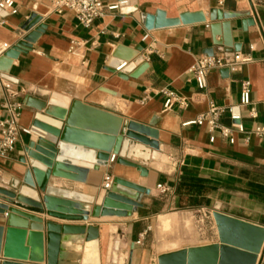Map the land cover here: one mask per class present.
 <instances>
[{
    "label": "crops",
    "instance_id": "0c3cea01",
    "mask_svg": "<svg viewBox=\"0 0 264 264\" xmlns=\"http://www.w3.org/2000/svg\"><path fill=\"white\" fill-rule=\"evenodd\" d=\"M103 1L109 4L118 0ZM135 3L137 8L131 12L122 11L129 0L117 9H106L89 27L80 25L70 11L56 13L52 0H13L12 7L3 10L7 14L0 15V49L4 45L9 49L26 36L31 42L26 53L12 60L7 75L14 82L0 77V121L9 116L8 104L19 103L18 124L29 130L35 109L24 104L26 97L48 99L58 93L109 111L122 121L134 120L158 131L161 154L168 160L164 172L147 165L143 176L133 167L116 163L115 157L96 168L64 158L87 168L85 181L52 175L48 179L49 186L92 198V203H84L88 211L106 194V177L111 183L120 177L149 188L142 206L131 215L89 214L87 219L66 220L21 204L11 205L38 217L43 225L49 221L97 226L100 264H128L129 260L130 264H157L158 255L164 252L216 243L214 211L264 227V140L250 132L254 125H264V0ZM214 9L248 12L253 19L250 23L241 16L227 19L232 42L238 43V51L250 60L227 74L222 69L211 70L206 85L199 88L189 71L195 59L207 55L208 49H213V54L224 50L212 42L209 16ZM157 10L164 11L166 18L198 12L204 20L145 28L144 15ZM216 22L219 25L221 20ZM218 33L216 40L222 37L220 26ZM71 40L77 42L72 52ZM118 47L134 53L133 59L142 58L138 65L145 67L135 76H120L127 62L114 56ZM242 81L250 85L247 105L240 104ZM168 90L182 98L183 104L175 102L164 110ZM144 97L147 99L141 103ZM209 101L224 109L219 122L232 127L233 142L218 131L213 132L211 141L205 126L184 124L205 112ZM232 114L239 115L240 120H232ZM239 122L242 131L233 127ZM30 137V132L21 131L10 151L0 158V187L11 189L12 183L21 182L27 167L23 147ZM6 216L0 214L1 225L9 224Z\"/></svg>",
    "mask_w": 264,
    "mask_h": 264
},
{
    "label": "water",
    "instance_id": "95a60500",
    "mask_svg": "<svg viewBox=\"0 0 264 264\" xmlns=\"http://www.w3.org/2000/svg\"><path fill=\"white\" fill-rule=\"evenodd\" d=\"M136 8L135 0H129V6L123 7L122 11L131 12ZM195 13L185 12L179 18H166L164 11L157 10L154 14H145L143 23L145 28L151 29L204 20ZM6 14L0 9L1 16ZM235 16L245 17L247 23L254 22L248 12L214 9L209 16L212 42L223 46L228 55L232 50L240 49L238 43L232 42L227 21ZM216 19L221 20L219 25ZM219 26L222 37L216 40ZM30 47V37L26 36L0 55L1 78L14 82L7 75L12 60ZM136 50L140 51L141 47ZM206 53L212 55L213 49ZM114 56L127 62L120 69L123 78L135 76L145 67L138 65L142 62L141 57L133 59L134 53L123 47H118ZM222 72L227 74L228 69L224 68ZM24 104L35 109L29 128L31 137L23 147L27 167L20 183H12L11 189L0 187L2 215L8 214L11 205L21 204L66 220L87 219L89 214L127 216L141 207L143 195L150 193L149 188L114 177L101 203L88 211L84 203H92V198L48 185L50 175L85 181L87 168L64 158L81 160L96 168L107 165L108 159L115 157L116 163L133 167L143 176L147 174V165L163 172L168 168V160L161 154V145L157 141L158 131L152 126L134 120L122 121L109 111L58 93H52L48 99L27 96ZM98 151L101 152L99 155ZM114 184L133 190L137 195L116 190ZM212 216L218 242L164 252L158 255L157 264H256L257 258L258 264L264 263V227L218 211L212 212ZM34 230L40 238L38 257L31 249L30 235ZM97 238L98 227L92 225H56L46 221L44 225L41 222L38 229L31 226L28 229L0 224V264H100Z\"/></svg>",
    "mask_w": 264,
    "mask_h": 264
},
{
    "label": "built area",
    "instance_id": "2783aa9c",
    "mask_svg": "<svg viewBox=\"0 0 264 264\" xmlns=\"http://www.w3.org/2000/svg\"><path fill=\"white\" fill-rule=\"evenodd\" d=\"M124 0H118L106 4L103 0H52V7L56 13H62L64 11H70L74 14L77 21L83 27H89L96 19L102 17L106 9H117L123 4ZM222 2L223 0H218ZM13 5V0H0V9L7 10ZM77 45L75 40L70 41L69 51L72 52ZM7 45H4L0 49V54L6 50ZM250 60L248 55H245L239 51L226 54L222 49L221 51L212 55H201L195 59L193 65L189 71L192 73L197 86L203 88L206 85V77L208 73L213 69H228L229 71H235L239 64ZM9 89V84L6 85ZM250 85L248 81H242L240 85V104L247 105L250 103ZM147 97L141 100L144 103ZM175 102L183 104L182 98H180L174 91H165L164 110L170 109ZM21 104L11 103L7 105L9 112L8 118L0 121V158L4 157L10 149L13 147L21 131L28 133L29 130L22 128L18 124L19 111ZM224 112L222 107H219L214 102L209 101L208 109L205 112L200 113L194 119L184 123L193 124L197 126H205L208 132L211 133L210 140L213 141L214 131H218L221 137L227 138L230 142H233L232 127L223 125L219 122V116ZM251 115L254 117L256 114L251 111ZM232 120H240L239 115L232 114ZM233 127H236L239 131L243 130L241 123H234ZM251 134L255 137L264 140V125H254L251 128ZM113 159V157L111 158ZM1 177V174H0ZM111 179L106 177L104 187L110 188ZM7 215V214H5Z\"/></svg>",
    "mask_w": 264,
    "mask_h": 264
},
{
    "label": "bare ground",
    "instance_id": "6f19581e",
    "mask_svg": "<svg viewBox=\"0 0 264 264\" xmlns=\"http://www.w3.org/2000/svg\"><path fill=\"white\" fill-rule=\"evenodd\" d=\"M112 184H110V187ZM113 188L125 193H128L132 196H136L137 193L133 190L123 188L119 185L114 184ZM7 221L9 224H20V225H29L34 229H38L41 226V222L39 221V218L31 215L30 213L23 212L16 207H11L10 211L8 212ZM30 241H31V249L33 254L38 257L40 253V238L39 234L36 230H34L30 235Z\"/></svg>",
    "mask_w": 264,
    "mask_h": 264
},
{
    "label": "rangeland",
    "instance_id": "374dc122",
    "mask_svg": "<svg viewBox=\"0 0 264 264\" xmlns=\"http://www.w3.org/2000/svg\"><path fill=\"white\" fill-rule=\"evenodd\" d=\"M167 228V227H166ZM162 236V235H161ZM126 255V254H125ZM122 262V260H120ZM123 261H125V259H123Z\"/></svg>",
    "mask_w": 264,
    "mask_h": 264
}]
</instances>
